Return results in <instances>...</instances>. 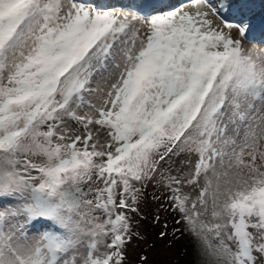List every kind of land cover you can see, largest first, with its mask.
Here are the masks:
<instances>
[{
  "label": "snow or ice",
  "instance_id": "snow-or-ice-1",
  "mask_svg": "<svg viewBox=\"0 0 264 264\" xmlns=\"http://www.w3.org/2000/svg\"><path fill=\"white\" fill-rule=\"evenodd\" d=\"M255 27L248 0H0V264H148L149 203L189 264H264Z\"/></svg>",
  "mask_w": 264,
  "mask_h": 264
},
{
  "label": "rangeland",
  "instance_id": "rangeland-1",
  "mask_svg": "<svg viewBox=\"0 0 264 264\" xmlns=\"http://www.w3.org/2000/svg\"><path fill=\"white\" fill-rule=\"evenodd\" d=\"M114 2V0H113ZM173 3H180L181 0H172ZM235 2V0H233ZM248 2L253 6V11L255 13V20H256V27L253 31L254 35L259 36L261 33V21L264 20V0H248ZM157 205L149 203L146 205L144 212L147 216L146 220L141 221V231L146 236V240L144 241H135L133 246L130 248L131 260L136 261L138 258V255L144 251L145 249L149 252L148 256V264H158V261L161 260L163 257H166L169 251L166 247H163L162 245H157V247L149 251V248L147 249V239L149 238V235L153 232L159 233L162 230L163 227V218L160 225H156L153 223V216L155 215ZM150 216V217H149ZM162 217V213H161ZM151 249V248H150ZM146 251V253H147ZM158 255H160L158 257ZM168 257V256H167ZM169 264H172L173 262L170 260H167ZM168 262L165 261V264H168Z\"/></svg>",
  "mask_w": 264,
  "mask_h": 264
},
{
  "label": "trees",
  "instance_id": "trees-1",
  "mask_svg": "<svg viewBox=\"0 0 264 264\" xmlns=\"http://www.w3.org/2000/svg\"><path fill=\"white\" fill-rule=\"evenodd\" d=\"M166 216L165 213H162V218H164ZM150 217V216H149ZM169 229L168 231L171 232V219L169 218ZM147 249L149 248V251L152 250V248H156L157 245H162L163 247H166L169 251L168 254L171 255H167L166 257H163V255H161L160 258H162L161 260L158 261V264H165V261L168 262L167 260H171L173 263L172 264H189V261L193 258L190 255V241L188 238H173L171 236H169L168 239L166 240H161L159 239L158 233L157 232H153L149 235V238L147 239ZM151 248V249H150ZM171 252V253H170ZM147 255H149V252L147 251L146 253ZM160 255H158L159 257ZM169 264V262H168Z\"/></svg>",
  "mask_w": 264,
  "mask_h": 264
},
{
  "label": "bare ground",
  "instance_id": "bare-ground-1",
  "mask_svg": "<svg viewBox=\"0 0 264 264\" xmlns=\"http://www.w3.org/2000/svg\"><path fill=\"white\" fill-rule=\"evenodd\" d=\"M257 35H258V34H257ZM257 35H256V36H257Z\"/></svg>",
  "mask_w": 264,
  "mask_h": 264
}]
</instances>
